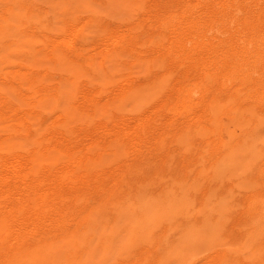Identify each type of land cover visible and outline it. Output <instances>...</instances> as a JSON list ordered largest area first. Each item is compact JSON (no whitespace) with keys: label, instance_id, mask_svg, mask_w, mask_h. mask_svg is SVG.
<instances>
[{"label":"bare ground","instance_id":"6f19581e","mask_svg":"<svg viewBox=\"0 0 264 264\" xmlns=\"http://www.w3.org/2000/svg\"><path fill=\"white\" fill-rule=\"evenodd\" d=\"M162 9L163 74L150 93L128 91L138 103L131 116L125 91L104 100L83 93L81 105L61 91L32 90L24 99L13 78L31 89L40 75L1 71L8 82L0 86V264H64L63 251H84L75 264H194L206 249L204 264H258L252 240L227 234L217 220L240 209L264 244V0H165ZM226 184L249 195L216 193Z\"/></svg>","mask_w":264,"mask_h":264},{"label":"rangeland","instance_id":"374dc122","mask_svg":"<svg viewBox=\"0 0 264 264\" xmlns=\"http://www.w3.org/2000/svg\"><path fill=\"white\" fill-rule=\"evenodd\" d=\"M8 1H9V3H8ZM42 1L46 2V4H43ZM56 1L57 0H55V2ZM60 1H61V4H60ZM81 1L84 2L83 5H81L82 4ZM114 1L115 0H110V1L109 0L108 1L107 0H96V1L95 0L94 1L93 0H58L56 3H54V0H51V3H52L51 4L49 0L48 1H46V0L45 1L44 0H24V1H22V0H5V1L0 0V4H1L0 5V22L2 23V24H0V30H1V25H2V29H3V25L6 23L4 29L2 31H0V39H1L0 47L2 48V49H0L1 50V52H0V60H1L0 66H2V68H4L3 65L4 64L7 65L4 68V70H2V68L0 69V73H1L0 74V86H1V84L4 85L5 82H8L3 78L2 72H9L8 75L11 78H13L14 71H21V72L27 71V72L31 73L32 78L37 76V75H40L41 79H43L44 81L46 80L48 82L45 83L42 80L41 84H40L41 86H39V85L34 86L33 88L30 89V87L27 84L23 85V84L19 83L18 80L14 81V78H13V81H12V82H14V83H12V84H14L13 86L16 87V85H17L16 89L19 93L22 94V95L21 94L20 95L24 99H25L26 95H27V97H29L32 94L31 93L32 90H36V91L43 90V91L48 92L52 96H55L56 91L57 92L61 91V92L66 93L67 97L68 96L71 97V100H72V101H70L71 103L81 105L82 101H83V93H87V94L99 93L98 96L104 100L106 96L111 97L112 95L120 94L121 92L125 91V92H127V94L124 96L125 98H123V101L121 99L119 102L122 101V103L124 105L123 109L125 112H127L126 115H129V116L133 115L135 112L134 108H135V106H137L138 103L136 104V102H133V101H136V99L134 97L132 98L128 91L134 92V91H137V89H139V91H137V92H140L142 94H147L148 92L150 93L151 91L156 89V87L158 85L154 86V83L157 84V82L161 79V75L163 74V70H162L161 65H160V60H159L160 58H159L158 49L161 45L165 44V41L167 40V35L164 32V30L162 29L161 23L159 21L160 15H161L159 13H160V10H161V12L163 11L162 8H163L165 0H123V2H122V0H116L117 2L121 1V2H119V4L116 1L115 2ZM48 2L51 4V6ZM71 2H73L72 5H71ZM74 2H76V3H74ZM94 2L99 4V6L101 5L102 8L99 7L96 3L94 4ZM108 2L110 3L111 6H109ZM63 3H64V5H63ZM56 4H59V5L55 6ZM86 4H88V5L85 6ZM61 5H63V6L61 7ZM79 5H80V7H79ZM106 5L108 6V7H106V11L109 9V11H107V12L105 11ZM13 6H14V8H13ZM20 6H21V8H20ZM117 6H119V7H117ZM69 7L70 8L72 7V11H70L71 9ZM78 7L81 10L83 8H85V9L81 11ZM109 7H111V8H109ZM112 7L114 9H116V8L117 9L114 10ZM52 8H53V10H52L53 12H52V14H50L51 12L49 10ZM73 8H74V10H73ZM15 9H16V11H14ZM65 9L67 10L68 13L67 12L64 13ZM68 9H69V11H68ZM103 9H104V11H103ZM100 10H102L103 12ZM76 11H77V15H76ZM99 11H100L101 15H100ZM112 11L115 13V15H113V16H112V14H113ZM8 12H11V13H8ZM70 12H71V14L73 13L74 16H73V14L71 16ZM109 12L112 14H108ZM32 13L33 14L36 13L34 15L35 18H34ZM17 14H19V15L17 16ZM24 14H25V16H24ZM43 14L48 15V16L45 17ZM56 14L59 17L61 16V18H58V16ZM64 14H66V15H64ZM67 14H70V15L67 16ZM9 15H10V17H9ZM117 15H119V16L117 17ZM123 15H124V18H123ZM44 17H45V19H44ZM7 18L8 19L10 18V20H8ZM75 20H77V21H75ZM93 20H94V22L95 21H97V22L94 23ZM30 21L33 23H29ZM55 21H56V23L58 22L59 25L61 23V25L64 27L59 26L58 24H57L58 25L57 26ZM84 21H86V22H84ZM9 22H10V24H9ZM12 22L14 25L12 24ZM27 22L29 24L28 25L29 27L27 26ZM18 23H19V26L17 25ZM90 23H94L95 26H93V24L90 25ZM98 23H100V24H98ZM74 24H75V26H74ZM80 24H82V26ZM55 25H56V29H54V27H53ZM7 26H9L10 28ZM76 26H77V28H76ZM78 26H81V29ZM78 29H79V31H77ZM47 30H51V31H47ZM75 30L77 33L75 32ZM105 30H107V31L105 32ZM58 31H61V33L62 32L63 33L60 34V33H58ZM70 31H71V33H70ZM6 32H7V34H6ZM72 34H73V36H72ZM84 34L88 35V36H84ZM14 35H16L17 38H15L16 36L14 37ZM65 35L66 36L68 35L67 37L69 40L67 39V37ZM8 36H9V39H8ZM25 36H26L25 39L23 38L22 40H20L22 37H25ZM30 37L33 38L32 39L33 41L35 38H37L36 42L35 41L32 42ZM112 38H113V40H112ZM12 39H14L15 40L14 42H16V43H13ZM27 39H28V41H26ZM53 39L55 40V42L53 41ZM60 39H63V40L61 41ZM136 39L138 41H136ZM89 40H93V41L90 42ZM154 41H155V43H154ZM70 42H72V44H69ZM11 43H12V46H11ZM39 43H41V44H39ZM51 43H52V45H51ZM85 43H87V44H85ZM19 44H21V45H19ZM24 44H25V46L27 45L26 47L30 46L29 52H31V53L25 52L28 50V48H25V46H22ZM53 44L54 45L56 44L58 47V48L55 47V49H58L59 52L67 55V57H70L71 61L69 59H64V60L58 59L55 56V53H57L58 51L56 52V50H54V48H53L54 51L52 50ZM35 45H38V46H35ZM34 46H35V48H34ZM129 46H131V47H129ZM17 47H18V49H17ZM22 47L25 49L23 50ZM59 47H60V49H59ZM19 48H21V50ZM33 48H34V53H32ZM70 48L72 50H70ZM15 50H18V51H15ZM52 51L54 53H52ZM24 52H25L26 56H24L25 55ZM59 52H58V54H59ZM28 53L30 54V56H32V54H33V57H30V58L31 59L33 58L32 59L33 63L35 61L34 64L33 63L30 64L32 61L29 58ZM42 53L43 54L45 53L43 56L47 55V57L45 56L46 58H43V61L45 63L40 61V63L41 64L43 63V65H38L39 60H42V59L37 58V55L40 57V55ZM16 54L17 55L24 54V55H21L19 57ZM8 55H9V58L11 60L9 58H7ZM22 57H24L25 59ZM15 58H16V60H15ZM36 58H37V60H36ZM40 58H42V56ZM48 58H50V59H48ZM3 59H4V61L2 63ZM13 59H14V61H13ZM26 59H29L27 61H29L30 62L29 64L33 65V68L35 67V69H31L32 66L30 67L29 64L25 65ZM129 59L132 61H130ZM21 60H23V61H21ZM50 61H51L53 66L50 65L51 64ZM116 61H118V62H116ZM155 61L159 62L158 63L160 65V66L158 65L159 67L156 65ZM6 62L7 63L10 62L9 64H11V66H9ZM46 62L50 63L49 66L52 67L53 71L49 70L50 67L48 66V64ZM57 62H59V63H57ZM36 63H37V65H36ZM145 63H146V65H145ZM69 64H71V65H69ZM16 65H17V67H16ZM12 66H14V67H12ZM70 66H71V68H70ZM78 68L80 69V71L78 70ZM152 68H154V69H152ZM41 69H43L42 73H41ZM117 69H119V70L117 71ZM126 70H128V71H126ZM50 71L53 72V74ZM66 71H67V73H66ZM104 73H110L109 77L111 75L110 78L108 77L107 80H105L106 82L101 81L103 79L99 77L101 75H104ZM45 74H46V76H44ZM9 76H8V79H10ZM78 77H80V79ZM122 78H123V80L125 79L124 80L125 83H124V81H121ZM56 81H58V82H56ZM51 82H52V84H51ZM53 83L55 85H53ZM115 83H117V84L119 83V85H117ZM104 84H106V85H104ZM62 85H63V88H62ZM67 85H69V86H67ZM150 85H151V88H149V87L148 88L151 91H148L147 86H150ZM65 86H67L70 89L67 90L68 88ZM55 87H56V89H54ZM57 87H59V88H57ZM117 87H118V89H117ZM119 88H122V89H119ZM59 89H61V90H59ZM157 89H158V87H157ZM70 90L71 91L73 90L74 92L71 93ZM146 91H148V92H146ZM29 93H30V95H29ZM27 97H26V101H27ZM129 102H130V104H129ZM133 104H135V106ZM126 106H128L129 108H127ZM130 106H132L134 108L131 109ZM144 107L145 106H143V108ZM127 109H129V111H127ZM52 115H53V113H49L48 117L49 116L52 117ZM121 115H123V114H121ZM200 144H201V147L204 146L203 142H201V141H200ZM231 189H232V187L229 184H226L223 187H218V189H216V193H218L220 196L228 195L230 197H231V195L234 194L233 196L235 198L237 197L236 199L241 200V201H242V198L244 196L247 197L249 195V193H246L245 190H241V189L239 190L238 188H234V190H231ZM229 190L232 191L233 193H231ZM236 213H238V214L233 216L234 218L232 220L226 221L225 218L218 219L217 225L221 230L223 228L227 229L226 230L227 234L230 233V234L234 235L236 238H239V240H241V241L244 239L243 240L244 243H246V242L248 243L250 240H252V241H250L251 245L248 243L249 249H252L253 251L257 252V254H256L255 252L250 251L251 253H255L254 257H257L258 264H259L261 261L260 260L261 257H264V256H262L263 255L262 252L264 251L263 240L259 237L260 240L258 239L259 241H257L258 237L251 234V232H253V227L249 222H247L246 220L241 218V216L243 214L242 211L240 209H238ZM236 226H238V227H236ZM241 226L243 229L245 227V231L241 228ZM250 227H252V228H250ZM249 228L252 231L248 230ZM249 234L253 235V236L250 237ZM249 237H250V239H249ZM250 246H251V248H250ZM258 246L259 247L262 246V247L259 248ZM258 249L259 250L261 249V250L258 251ZM123 252H124L123 253L124 257H126L128 251H123ZM129 252L136 253L137 251H134V252L129 251ZM202 252H205V253H202ZM259 252H261V253H259ZM200 253H198V256L193 261L194 264H204L206 261H208L210 259L211 254H209L210 253L209 250H207V249L205 251L202 250ZM48 254L50 257H54L56 254V251H48ZM62 254H63V257H66V258H64V261H63L64 264H69V263L75 264L80 259L81 255L84 254V251H63ZM259 254H261V255H259ZM200 258H203V259H200ZM73 261H75V262H73ZM110 261L108 262V264H111L112 262L114 264V259L110 260ZM261 263H264V258H262Z\"/></svg>","mask_w":264,"mask_h":264}]
</instances>
